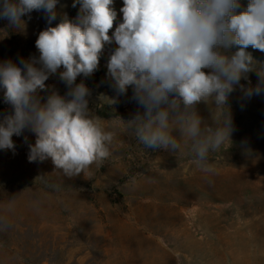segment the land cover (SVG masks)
I'll return each mask as SVG.
<instances>
[{"label": "rangeland", "instance_id": "rangeland-1", "mask_svg": "<svg viewBox=\"0 0 264 264\" xmlns=\"http://www.w3.org/2000/svg\"><path fill=\"white\" fill-rule=\"evenodd\" d=\"M240 2L243 9L249 0ZM72 3L59 0L57 11L75 18L79 6ZM122 6L123 0H114L117 23ZM30 15L22 17V30L0 20V62L23 67L21 58L39 57L35 41L49 25L43 12ZM115 47L106 46L91 77L76 81L92 90L89 108L115 133L107 159L68 178L50 159L29 162L35 135L28 130L13 135L15 153L0 149V218L6 221L0 227V264H264V94L249 99L239 86L230 94L231 143L209 153L213 170L204 172L182 138L176 153L138 141L125 123L143 112L131 100V87L111 108L98 107L99 94L115 95L106 80ZM247 51L264 64V52ZM247 76L240 81L245 88L260 81L256 71ZM45 83L61 95L68 90L58 74ZM3 92L0 119L14 112ZM48 94L39 93L42 102ZM214 107H196L210 126Z\"/></svg>", "mask_w": 264, "mask_h": 264}, {"label": "clouds", "instance_id": "clouds-1", "mask_svg": "<svg viewBox=\"0 0 264 264\" xmlns=\"http://www.w3.org/2000/svg\"><path fill=\"white\" fill-rule=\"evenodd\" d=\"M58 3L0 0V20L10 28L22 30V17L31 19L33 11L43 12L49 25L35 41L38 58H21L23 67L0 62L3 99L14 109L0 119V149L15 153L13 135L28 130L35 135L29 162L50 159L68 178L107 159L115 133L89 108L92 90L76 81L91 77L106 46L115 43L106 61L115 95L99 94L98 107L111 108L131 87V100L143 112L123 122L138 141L176 153L182 138L196 166L211 172L209 153L231 143L234 131L230 94L237 86L249 99L264 94V64L247 51L264 52V0H249L243 9L240 0H123L118 23L114 0H73L72 7L79 6L75 18L58 12ZM253 71L260 81L245 88L240 81ZM56 74L67 86L64 95L45 83ZM42 91L49 93L43 102ZM200 103L214 104L213 126L198 114Z\"/></svg>", "mask_w": 264, "mask_h": 264}]
</instances>
